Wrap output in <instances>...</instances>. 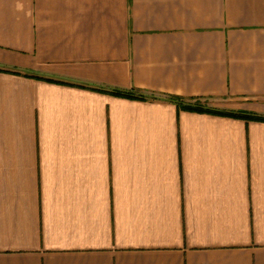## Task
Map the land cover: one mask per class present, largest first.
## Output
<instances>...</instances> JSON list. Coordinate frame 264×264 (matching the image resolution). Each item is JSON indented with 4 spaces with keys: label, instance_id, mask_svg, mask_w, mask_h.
I'll return each instance as SVG.
<instances>
[{
    "label": "crops",
    "instance_id": "obj_1",
    "mask_svg": "<svg viewBox=\"0 0 264 264\" xmlns=\"http://www.w3.org/2000/svg\"><path fill=\"white\" fill-rule=\"evenodd\" d=\"M170 97L264 117V0H0V264H264V121Z\"/></svg>",
    "mask_w": 264,
    "mask_h": 264
},
{
    "label": "trees",
    "instance_id": "obj_2",
    "mask_svg": "<svg viewBox=\"0 0 264 264\" xmlns=\"http://www.w3.org/2000/svg\"><path fill=\"white\" fill-rule=\"evenodd\" d=\"M111 94L126 98V99H140V100H145L149 99L148 96L141 94V92H135V91H121V90H114L110 92ZM170 100L178 106V108L185 110V111H190V112H196V113H208L211 115H226V116H231L239 119H246V120H257V121H264V117H258L255 115L251 114H245V113H231V112H226L222 110H217L210 108L209 106H206L203 104L201 101H193V102H188L187 99L184 98H179V97H170Z\"/></svg>",
    "mask_w": 264,
    "mask_h": 264
},
{
    "label": "rangeland",
    "instance_id": "obj_3",
    "mask_svg": "<svg viewBox=\"0 0 264 264\" xmlns=\"http://www.w3.org/2000/svg\"><path fill=\"white\" fill-rule=\"evenodd\" d=\"M203 104H204V102H202ZM210 108H212V107H210Z\"/></svg>",
    "mask_w": 264,
    "mask_h": 264
}]
</instances>
